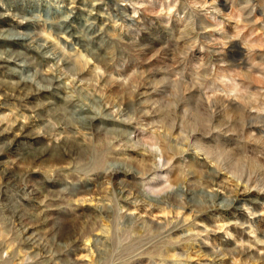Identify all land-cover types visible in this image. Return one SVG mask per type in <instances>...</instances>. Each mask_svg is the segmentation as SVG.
<instances>
[{
    "label": "rangeland",
    "instance_id": "rangeland-1",
    "mask_svg": "<svg viewBox=\"0 0 264 264\" xmlns=\"http://www.w3.org/2000/svg\"><path fill=\"white\" fill-rule=\"evenodd\" d=\"M0 264H264V0H0Z\"/></svg>",
    "mask_w": 264,
    "mask_h": 264
},
{
    "label": "bare ground",
    "instance_id": "bare-ground-1",
    "mask_svg": "<svg viewBox=\"0 0 264 264\" xmlns=\"http://www.w3.org/2000/svg\"><path fill=\"white\" fill-rule=\"evenodd\" d=\"M0 61H1V59H0Z\"/></svg>",
    "mask_w": 264,
    "mask_h": 264
}]
</instances>
